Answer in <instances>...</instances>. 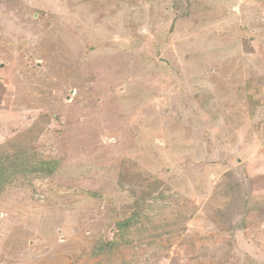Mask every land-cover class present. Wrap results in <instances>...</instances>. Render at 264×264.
I'll return each instance as SVG.
<instances>
[{"label":"rangeland","instance_id":"1","mask_svg":"<svg viewBox=\"0 0 264 264\" xmlns=\"http://www.w3.org/2000/svg\"><path fill=\"white\" fill-rule=\"evenodd\" d=\"M0 161V264H264V0H0Z\"/></svg>","mask_w":264,"mask_h":264},{"label":"trees","instance_id":"2","mask_svg":"<svg viewBox=\"0 0 264 264\" xmlns=\"http://www.w3.org/2000/svg\"><path fill=\"white\" fill-rule=\"evenodd\" d=\"M18 163H15L13 165H16L18 168V171H22L21 170V167L18 166ZM3 163L1 164V161H0V190L2 189L1 188V185L3 182H5L6 180H4V178L2 177L4 174H7L6 170L4 167H3ZM39 170H43V171H46V172H49L51 173L53 171V164L51 162H44V164H42L41 168H39ZM134 215H132L130 218L126 219V220H123L121 222H118L116 224V226L118 227V229L120 230H123L122 232L123 233H126L128 232V228L130 226V222L133 223L134 221ZM125 231V232H124ZM114 241H106L105 243L101 242L99 243V246L98 248L96 249V251H102L104 249L106 250H110L111 247H113Z\"/></svg>","mask_w":264,"mask_h":264}]
</instances>
